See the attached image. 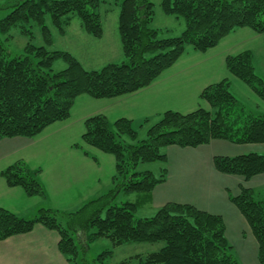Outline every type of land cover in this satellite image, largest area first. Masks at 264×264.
Masks as SVG:
<instances>
[{
  "label": "trees",
  "instance_id": "obj_1",
  "mask_svg": "<svg viewBox=\"0 0 264 264\" xmlns=\"http://www.w3.org/2000/svg\"><path fill=\"white\" fill-rule=\"evenodd\" d=\"M103 3L102 0L12 1L8 7L12 11L0 21V141L15 137L33 139L51 125L68 120L76 99L82 95L113 99L144 89L171 68L188 47L205 53L243 28L264 37V0H162L163 12L185 23L181 36L169 38H163L161 31L152 26L153 3L123 0L118 18L125 57L121 64L87 71L72 54L32 43L27 44L21 55L10 53L6 41L11 38L13 28L31 35V26L37 25L45 41L51 44L47 17L62 34L72 18L77 17L88 35L101 39ZM58 60L64 61L66 68L54 72ZM226 65L264 105V80L256 74L252 52L228 57ZM201 99L208 103L209 110L200 108L189 114L165 112L148 126L143 139L130 120L111 123L101 115L89 118L82 143L115 157L116 173L111 189L74 212L42 208L34 217H22L0 209V241L30 233L40 224L58 232L59 249L68 264H106L113 250H106L92 260L87 255L89 244L100 239L110 240L112 248L131 243L164 244L159 251L138 257L140 264H241L226 238L221 216L192 205L170 203L151 217H136L139 207L150 201L153 190L167 178L165 167L155 174L140 166L155 162L164 165L167 147L197 148L215 140L264 145V113L249 112L234 95L229 80L205 88ZM75 147L82 149L81 145ZM214 165L220 173L250 180L264 174V154L217 156ZM40 173L41 170H32L19 161L5 169L2 177L8 186L21 187L28 196L44 199ZM122 193L137 198L134 202L116 204ZM232 202L248 222L259 245L258 260L264 264V197L242 188Z\"/></svg>",
  "mask_w": 264,
  "mask_h": 264
},
{
  "label": "crops",
  "instance_id": "obj_2",
  "mask_svg": "<svg viewBox=\"0 0 264 264\" xmlns=\"http://www.w3.org/2000/svg\"><path fill=\"white\" fill-rule=\"evenodd\" d=\"M244 52H252L255 59L257 52H264V37L243 28L205 53L188 47L171 68L144 89L113 99L82 95L76 99L68 120L51 125L33 139L1 140L0 209L22 217H34L42 208L74 212L111 189L116 173L115 157L82 143L85 122L89 118L101 115L111 123L127 119L132 121L136 131L145 133L165 112L189 114L200 108L209 110L208 103L201 99L202 92L226 79L241 92L256 98L226 65L228 57ZM76 145H81L82 149ZM256 145L215 140L197 148L167 147L166 181L153 190L147 205L159 210L170 203L188 204L221 216L226 238L240 263L260 264L258 242L232 197L246 188L263 198L264 174L246 180L220 173L214 165L217 156L264 154L263 144L257 145L259 150L247 147ZM173 158L178 160V165L173 164ZM19 161H24L32 170H41L39 179L46 193L44 199L28 196L21 187L8 186L2 177L5 169ZM59 242L57 231L38 224L30 233L0 241V264H68Z\"/></svg>",
  "mask_w": 264,
  "mask_h": 264
},
{
  "label": "rangeland",
  "instance_id": "obj_3",
  "mask_svg": "<svg viewBox=\"0 0 264 264\" xmlns=\"http://www.w3.org/2000/svg\"><path fill=\"white\" fill-rule=\"evenodd\" d=\"M13 0H0V21L11 11L8 8ZM104 3L100 9L101 20L104 34L102 39H96L85 33L81 27V22L77 17H73L71 24L65 27L62 34L51 23V18H46L47 26L51 30L52 43L48 44L42 36L41 29L37 25H32L31 35H25L19 28L10 31V39L6 41L8 49L12 55H21L28 43L37 47L45 46L50 51H60L72 54L87 71H98L109 64H121L125 61L123 50L118 33V18L120 5L123 0H102ZM154 4V23L153 28L161 31L163 38L179 37L185 29L182 19L175 16L166 15L161 7L162 0H149ZM8 37V36H7ZM7 37H3L6 39ZM256 74L264 80V52H257L254 59ZM66 68L62 60L56 61L53 66L54 72H60ZM243 84V83H242ZM241 84V85H242ZM244 85V84H243ZM234 95L237 97L249 112L254 114L264 113V105L252 94L243 93L236 84L232 85ZM261 105V106H259ZM146 132L140 134V138L146 137ZM251 149L259 150L260 146H247ZM178 160L173 158V164L178 165ZM166 165V163H165ZM164 165L162 162L144 164L140 166L142 170H151L158 174ZM136 200V195L127 196L120 194L116 199V204L121 202ZM150 205H141L136 213L137 218L153 216L157 211ZM105 213L103 214V216ZM90 232V231H89ZM79 239V234L77 235ZM83 240V237H81ZM164 246L163 243H131L121 247L112 248V243L107 239H100L89 244L88 258L95 259L99 254L106 250H113V256L106 261V264H140L138 257H145L148 254L159 251Z\"/></svg>",
  "mask_w": 264,
  "mask_h": 264
}]
</instances>
